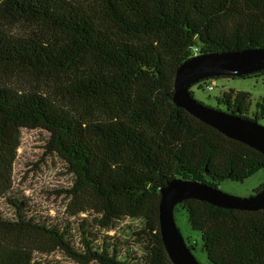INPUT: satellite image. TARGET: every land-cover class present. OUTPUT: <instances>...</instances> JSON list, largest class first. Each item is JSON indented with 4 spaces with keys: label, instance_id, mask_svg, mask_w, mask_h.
Masks as SVG:
<instances>
[{
    "label": "trees",
    "instance_id": "16d2710c",
    "mask_svg": "<svg viewBox=\"0 0 264 264\" xmlns=\"http://www.w3.org/2000/svg\"><path fill=\"white\" fill-rule=\"evenodd\" d=\"M18 23L28 31L12 32ZM258 48L264 0H0V72L28 74L44 87L17 91L0 82V264H173L159 201L178 168L217 182H242L264 169L263 153L175 104L176 70L199 54ZM222 78L232 77L192 88ZM260 98L253 110L251 94L232 88L214 106L196 99L260 122ZM23 129L37 131L41 148L63 161L72 196L91 218L78 223L77 235L52 225L22 195L9 197ZM177 207L200 234L209 264H264V209L197 199ZM3 233L35 234L53 245L36 253ZM55 251L70 262L48 253Z\"/></svg>",
    "mask_w": 264,
    "mask_h": 264
},
{
    "label": "rangeland",
    "instance_id": "374dc122",
    "mask_svg": "<svg viewBox=\"0 0 264 264\" xmlns=\"http://www.w3.org/2000/svg\"><path fill=\"white\" fill-rule=\"evenodd\" d=\"M28 27L18 23L11 27L14 33H24ZM0 82L12 86L17 91H25L34 86L44 88L43 85L34 82L28 74L12 73L3 75L0 72ZM232 88L249 92L252 97V110L255 103L264 97V75L251 78H222L207 81L202 89L193 87L194 96L209 104L215 105L216 96L223 89ZM264 124V119L260 120ZM37 131L23 129L21 131V144L17 151L15 161L11 164L10 170V191L9 197H16L20 194L27 198L33 210L45 217L52 225L65 228L70 234H78V223L82 219L90 217L82 211L84 204L78 197L72 196V179L67 174L63 161L56 155H50L42 148ZM177 178H194L201 182L208 183L232 195L247 197L254 192V189L264 182V169H260L251 177L242 182L225 179L217 182L207 173L201 177H194L178 168ZM5 182L0 177V187ZM1 189V188H0ZM3 199L0 200V210L5 211ZM176 225L188 245L193 247L195 257L203 264L207 262L200 234L191 230L186 215L181 207L175 212ZM11 245L28 246L36 253L52 248L53 243L47 237L27 233L2 234ZM55 259L69 263L70 260L58 251L48 252Z\"/></svg>",
    "mask_w": 264,
    "mask_h": 264
},
{
    "label": "water",
    "instance_id": "95a60500",
    "mask_svg": "<svg viewBox=\"0 0 264 264\" xmlns=\"http://www.w3.org/2000/svg\"><path fill=\"white\" fill-rule=\"evenodd\" d=\"M264 69V48L199 54L180 64L175 73L173 101L230 139L264 154V124L243 119L198 101L190 89L198 81L217 76L235 77ZM186 199L238 210L264 209V187L247 197L225 192L194 178H174L160 190L159 227L173 264H201L176 225L175 205Z\"/></svg>",
    "mask_w": 264,
    "mask_h": 264
}]
</instances>
